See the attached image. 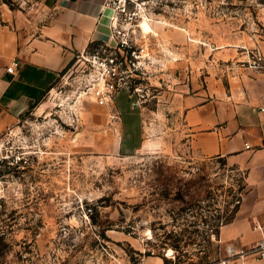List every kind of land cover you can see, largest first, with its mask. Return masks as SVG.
Returning <instances> with one entry per match:
<instances>
[{"label": "rangeland", "instance_id": "obj_1", "mask_svg": "<svg viewBox=\"0 0 264 264\" xmlns=\"http://www.w3.org/2000/svg\"><path fill=\"white\" fill-rule=\"evenodd\" d=\"M48 2L0 0V27L42 22ZM148 18L152 31L137 30L155 54L151 92L131 110L132 136L124 125L116 132L114 107L75 91L72 63L0 132V264H90L93 233L98 264L217 256L211 234L233 216L244 170L193 146L183 99L264 71L254 65L264 59V0H160ZM127 94L114 98L124 121ZM130 137L141 146L118 149ZM79 201L92 207L91 224Z\"/></svg>", "mask_w": 264, "mask_h": 264}, {"label": "crops", "instance_id": "obj_2", "mask_svg": "<svg viewBox=\"0 0 264 264\" xmlns=\"http://www.w3.org/2000/svg\"><path fill=\"white\" fill-rule=\"evenodd\" d=\"M103 2L49 0L42 22L22 20L14 30L0 27V132L42 99L77 53L96 43H112ZM12 62L14 71H6ZM241 81L238 86L213 84L206 99L197 93L185 96L183 104L193 146L203 156L223 157L228 166L244 170V192L216 236L222 244L250 249L264 239V117L257 110L264 96V71H254ZM132 108L130 104L124 121L114 105V117L121 120L117 133L125 128L132 136L128 127L134 118ZM117 145L126 151L141 146L132 137ZM142 263L164 264L162 258ZM235 264H264V260L249 252Z\"/></svg>", "mask_w": 264, "mask_h": 264}, {"label": "built area", "instance_id": "obj_3", "mask_svg": "<svg viewBox=\"0 0 264 264\" xmlns=\"http://www.w3.org/2000/svg\"><path fill=\"white\" fill-rule=\"evenodd\" d=\"M160 0H104L103 9L109 11V29L111 44L96 43L77 53L68 69V77L74 74L72 84L79 95L93 97L94 101L106 107H114V98L122 90H127L133 108L138 107L151 92L148 74L155 57L148 33L137 30L139 22L148 18L151 8ZM69 64V65H70ZM255 66L264 69V59L254 60ZM16 62L6 66V71L13 72ZM264 117V96L257 107ZM1 199V193H0ZM83 224H91L92 207L79 201ZM96 246L90 250L87 262L98 264V234L93 233ZM212 238L217 237L215 233ZM218 254L204 264H235L237 258L254 252L258 259L264 260V239L250 249H238L232 243H220ZM153 254V251H149ZM169 257L167 253L164 255ZM119 264V263H118ZM176 264V263H175ZM177 264H185L178 262Z\"/></svg>", "mask_w": 264, "mask_h": 264}, {"label": "bare ground", "instance_id": "obj_4", "mask_svg": "<svg viewBox=\"0 0 264 264\" xmlns=\"http://www.w3.org/2000/svg\"><path fill=\"white\" fill-rule=\"evenodd\" d=\"M140 26H141V29L144 33H148L150 31H152V28H151V23L144 19L141 23H140Z\"/></svg>", "mask_w": 264, "mask_h": 264}, {"label": "trees", "instance_id": "obj_5", "mask_svg": "<svg viewBox=\"0 0 264 264\" xmlns=\"http://www.w3.org/2000/svg\"><path fill=\"white\" fill-rule=\"evenodd\" d=\"M33 106H34V105H30V108H32ZM230 219H231V218H230ZM230 219H228V220H230ZM228 220H227V221H228Z\"/></svg>", "mask_w": 264, "mask_h": 264}]
</instances>
